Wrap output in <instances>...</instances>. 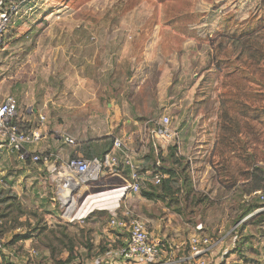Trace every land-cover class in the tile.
Returning <instances> with one entry per match:
<instances>
[{"label": "rangeland", "instance_id": "1", "mask_svg": "<svg viewBox=\"0 0 264 264\" xmlns=\"http://www.w3.org/2000/svg\"><path fill=\"white\" fill-rule=\"evenodd\" d=\"M72 37L95 42L94 54L63 57ZM8 96L30 107L42 141L65 130L85 159L101 158L118 138L150 169L152 158L137 147L163 115L180 140L160 154L176 179L154 200L126 193L75 216L91 196L123 186L126 172L82 186L65 204L47 185L0 191V240L10 251L2 264H119L118 241L105 240L115 235L114 209L147 223L162 262L185 264L197 226L214 242L230 241L231 229L257 210L249 207H262L252 171L264 172V0H34L0 47V103ZM258 222L239 229L245 259L264 256Z\"/></svg>", "mask_w": 264, "mask_h": 264}, {"label": "built area", "instance_id": "2", "mask_svg": "<svg viewBox=\"0 0 264 264\" xmlns=\"http://www.w3.org/2000/svg\"><path fill=\"white\" fill-rule=\"evenodd\" d=\"M33 2L34 0H0V47L6 32L16 25L18 20L23 19L32 11ZM29 108L25 109V115L32 113ZM17 115V101L14 97L8 96L0 103V141L5 143L11 151L17 153L21 160H24L27 157L26 147L40 143L43 136L38 129L22 130L16 124ZM39 120L43 122V116L40 115ZM178 136L177 130L172 127L170 117L163 115L153 123L151 129H144L137 152L140 150L148 153L152 149L157 156L162 151H167L166 146L168 144L177 143ZM59 139L66 145H75V140L65 131L60 133ZM31 161L49 166V180L52 187L59 193L62 202L64 194L72 195L82 186L99 183L105 176L120 177L123 173H127V181L123 186L102 193H116L119 194L120 199L126 193L140 194L141 190L146 188L148 184L159 187L164 179V176L158 172H145L143 174L141 169H146L143 160L135 161L124 141L118 138L113 140L111 151L101 158L74 157L67 161H59L53 159L51 154H35L31 156ZM257 194L262 207L235 225L228 233L234 244L231 253H234L233 251L240 246L242 238L239 235V229L242 225L248 218L252 219L258 214L264 213V195L260 192ZM110 196L107 201L113 200L114 197ZM108 227L119 235L125 236L126 240L123 246L113 252L112 258L114 260H119L121 264H172L171 261L162 262L161 242L150 234L147 223L138 215L128 210L114 209L111 212ZM195 231V234L188 239L190 254L186 263L225 264L223 258L229 254L222 255L221 258L219 255L217 257L212 256L215 249L224 243V238L215 242L212 241L203 234L200 225L196 227ZM257 240L264 247V237H259ZM28 254L29 258L32 259L36 253L30 250ZM29 262L24 264H30ZM259 264H264V256H261Z\"/></svg>", "mask_w": 264, "mask_h": 264}, {"label": "crops", "instance_id": "3", "mask_svg": "<svg viewBox=\"0 0 264 264\" xmlns=\"http://www.w3.org/2000/svg\"><path fill=\"white\" fill-rule=\"evenodd\" d=\"M68 40H70V41H68V42L65 41L62 43L71 45L73 47H71L70 49L68 47H66V48L63 47V49H60L61 51L66 50L65 53H63V57H65L66 55H68V57H70V56L76 57L78 53L80 54L83 51L93 52L92 54H94V52L96 51V46H95L96 43L95 42L90 43L89 41H85L86 39L80 38V37H72V38H69ZM86 44L88 47L85 46ZM76 45L82 46V47L81 48L80 47L75 48L74 46H76ZM12 97H14V96H12ZM14 98L16 99L17 104H18L19 100L16 97H14ZM26 108L23 109L18 104V115H17V119H16V124L22 130H25V131H27L29 129H36V128H34V118L31 115H25L24 114V111ZM39 116H40V114L38 115V119H39ZM32 118H33V120H32ZM39 122L42 123L40 120H39ZM67 134L74 139V137L72 136L71 133H67ZM178 145L180 146V142L177 144V146ZM171 146H175V144H172ZM171 146L169 147V149L171 148ZM25 150L27 153V157H26V159L21 160L17 153L11 151L5 143L0 141V191L1 192H3L5 189L6 190L9 189L12 191L18 190V189H20V186H26V187L28 186L29 187V185H31L32 183H35L36 186H38L39 188L42 187V189L46 185L49 187V189H51V190L53 189L52 184L49 180V173H48L49 166L48 165H42L40 163H33L31 161L32 155L49 153L53 156V159L55 158V159H58L59 161H67L68 159L74 158V157H82V158H83V156L87 157V155L85 153H83L82 151H80V149H78V147H75V145H73V146L66 145L61 139H58L55 141H49L47 139L46 142L42 141L41 143H38L36 145L27 146ZM128 150L130 151L133 159L136 156L139 157V152L137 155L134 153L136 151V149L130 148ZM165 153H167L166 150L162 151L160 154H165ZM7 192H9V191H7ZM18 229H20V231H17ZM19 232H22L21 228H17L14 230L15 234H21ZM111 232L115 233V235L108 234L107 239H105L106 242L109 243L108 246L115 244L116 241H120L121 245H124V243L126 241L125 236L119 235L118 233H116L114 231H111ZM22 233H24V231ZM194 234H195V232L193 234L189 235L187 238V241ZM231 240H232V238H231ZM231 240L230 241L229 240L224 241V243L222 245L218 246L215 249V252L212 256L217 257L219 255V258H221L222 255L229 253V255H227V256L225 255V257L223 258V261L225 262V264H249V263L259 264L261 256H259L257 259H249V258L245 259V257H243L244 256V250L242 251V254H243L242 257L243 258L239 257L237 255V253H231V250H232L233 245H234L233 240L232 241ZM1 241L2 240H0V255L1 256H3V255L8 256L6 254L7 253L9 254L10 251H7L6 247L1 246ZM183 244L184 243H180L176 248L180 251L181 250L180 248L183 246ZM258 246L261 247L260 248V251H261L263 246L260 243L258 244ZM116 247H120V246H116ZM240 247H241V249L246 248V247H248V244L247 243H244V244L240 243ZM250 249H251V247H249V250ZM10 256H12V255H10ZM16 260L17 259H15V261ZM243 260H246V261L244 262ZM10 262L12 263L13 259L10 258ZM1 263H2V260L0 259V264ZM171 263L176 264L178 262L177 261H171ZM12 264H16V263L13 262ZM17 264H20V263H17ZM114 264H117V262H114ZM185 264H189V263H185Z\"/></svg>", "mask_w": 264, "mask_h": 264}, {"label": "trees", "instance_id": "4", "mask_svg": "<svg viewBox=\"0 0 264 264\" xmlns=\"http://www.w3.org/2000/svg\"><path fill=\"white\" fill-rule=\"evenodd\" d=\"M257 111V110H256ZM264 114V112H263ZM175 147H171L169 149V153L167 154V158H171L174 155L175 149H173ZM108 152H105V154ZM102 157V156H101ZM146 159H150V157L153 160V166L150 169H146L145 171H149L151 173L154 172H158L160 173L162 176H164L165 178L162 180L161 185L159 187H153L150 184L147 185L146 190H141L140 195L145 198L146 200H154L156 198H160L161 196H159V194L157 193L158 189L161 188H166L169 189V186L172 184L173 181H175L176 179V175L173 171V169L170 168H166L163 165H161V160L162 158L160 157V154H158L157 156L154 154L153 150L150 149L149 152L147 153V155L145 156ZM91 159V158H88ZM158 163V165H157ZM252 178L254 179V191H258L261 189H264V172L262 171L261 168L259 167H253V171H252ZM97 184V183H96ZM261 194L264 195V193L260 192ZM259 207H249V211L252 209L256 210ZM257 219H259L258 224H262L264 223V213H260L257 216H255L254 218H252L251 220L245 222V226L247 225H254L256 223H254ZM17 241V240H16ZM119 245L118 246H123L121 245L120 241H118ZM120 247H115L113 248V251H115L116 249L120 248ZM242 247V246H241ZM241 247L238 246L237 249H235L234 253H237V255L239 254L240 256L242 254V250ZM102 254L106 253L105 250L101 252ZM71 261V257L68 258L67 262ZM2 264V263H1Z\"/></svg>", "mask_w": 264, "mask_h": 264}, {"label": "bare ground", "instance_id": "5", "mask_svg": "<svg viewBox=\"0 0 264 264\" xmlns=\"http://www.w3.org/2000/svg\"><path fill=\"white\" fill-rule=\"evenodd\" d=\"M80 190V188H79ZM78 193V192H77ZM65 195V199H64V204L66 203L67 199H68V196L71 195V194H64ZM73 195V194H72ZM113 196V200L117 201L119 198V194H116V193H104V194H98V195H95V196H91L87 202H85V204L82 206V208L77 212L76 214V217L79 219H83L85 217H87L89 215V213H91L95 208L96 206H100V205H106L107 202V199H109V196ZM110 196V197H111Z\"/></svg>", "mask_w": 264, "mask_h": 264}]
</instances>
